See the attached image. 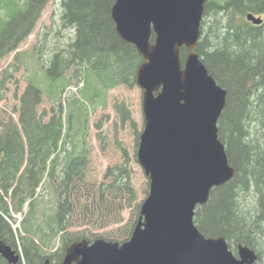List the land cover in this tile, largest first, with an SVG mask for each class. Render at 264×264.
Listing matches in <instances>:
<instances>
[{
  "label": "trees",
  "instance_id": "obj_1",
  "mask_svg": "<svg viewBox=\"0 0 264 264\" xmlns=\"http://www.w3.org/2000/svg\"><path fill=\"white\" fill-rule=\"evenodd\" d=\"M47 2L27 0L20 6L15 0H0V8L6 12V17L0 15V57L15 49L31 32ZM59 2L62 26L72 29L74 35L65 48L53 53L45 70L48 82L58 80L57 86L63 90L66 85L61 78L74 66L75 76L81 74L86 83L83 96L90 93V75L99 79L105 89L136 85L137 68L143 58L115 32L110 18L114 0ZM204 10L196 50L209 73L227 90L226 104L217 122L218 136L236 173L225 184L211 189L207 202L196 207L194 222L205 236L223 234L230 248L245 244L255 249L258 259L254 264H264V22L255 25L236 19V15L248 12L264 13V0L216 1L213 9L206 5ZM29 88L35 98L26 113L29 119L26 121L23 111L20 124L9 123L0 154V235L17 252L14 231L5 218L10 216L5 197H10L14 211H22L27 204L20 221L23 233L18 236L21 259L16 264H59L71 242L96 236L91 230L73 233L69 227L80 223L104 227L121 221V211L130 209V218L117 235L120 241L127 240L140 214L128 168L114 165L107 169L104 180H88L87 153L81 151L77 155L68 153L58 172L60 153L74 121L73 110L68 113L67 124L61 105L43 121L42 115H36L34 105L39 102L40 89L33 83ZM3 97L4 82L0 80V100ZM255 102L262 133L252 140L244 126L247 119L253 120L250 114ZM85 110L83 107L77 116ZM122 120L127 118L123 115ZM43 180L51 182L55 197L54 212L44 225L34 222L37 188ZM249 193L254 200L252 207L244 205ZM59 233L60 246L47 253L43 245L49 246ZM0 264L11 263L0 255Z\"/></svg>",
  "mask_w": 264,
  "mask_h": 264
},
{
  "label": "water",
  "instance_id": "obj_2",
  "mask_svg": "<svg viewBox=\"0 0 264 264\" xmlns=\"http://www.w3.org/2000/svg\"><path fill=\"white\" fill-rule=\"evenodd\" d=\"M206 1L114 0L110 18L115 32L143 58L136 72L144 119L137 161L149 191L127 240H75L59 264L256 261L253 248L238 244L235 255L223 234L205 236L194 222L196 207L207 202L211 189L236 173L218 136L227 90L196 50ZM245 17L255 25L263 23L252 12ZM0 255L11 264L21 259L1 235Z\"/></svg>",
  "mask_w": 264,
  "mask_h": 264
},
{
  "label": "rangeland",
  "instance_id": "obj_3",
  "mask_svg": "<svg viewBox=\"0 0 264 264\" xmlns=\"http://www.w3.org/2000/svg\"><path fill=\"white\" fill-rule=\"evenodd\" d=\"M15 1L22 6L27 0ZM216 1L223 0H207L205 6L207 5L208 9H213ZM205 13L204 10L203 19H205ZM263 14L256 13L255 15L264 18ZM0 15L3 18L6 17L3 7L0 8ZM236 19L246 20V17L245 15H236ZM73 35L72 29L62 26L59 0H48L37 16L31 32L21 39L15 49L0 57V80L4 82V97L0 100V154L4 133L9 123L13 121L20 124L23 111L26 115L29 107L33 104L35 98L29 88V84L33 83L40 89L39 102L34 105L36 104V115H42L43 121H47L52 109L60 105L66 124L70 110L72 109L74 113L72 129L68 132L67 141L60 153L57 171H61L68 153L77 155L81 151L87 153L86 176L91 181H102L105 179V173L109 167L124 165L130 172L132 185L137 194V202L141 205L149 191L148 178L137 161L139 137L144 126L142 89L137 85L132 87L119 85L105 89L98 81L99 79L90 75L88 78L93 81L91 86H87L90 93L86 95L87 97L83 96L84 93L86 94L84 89L86 83L81 74L79 77L75 76L76 68L74 66L68 68L61 78L63 84L66 85L63 90L62 86H57L58 80L49 83L50 79L45 71L49 66V61L55 51L67 46ZM182 53L184 54V52ZM83 107L86 110L78 117L77 115L81 109L83 110ZM251 110L250 117L253 120L247 119L244 129H247L249 139L256 140L262 133L261 115L256 111V102L253 103ZM123 115L127 118L125 122L122 120ZM25 117L28 121L27 115ZM72 147H74L73 150H71ZM21 168H23V164ZM19 173L20 171L17 175ZM48 180H43L42 186L37 188V210L34 222L42 225L54 212L55 197L52 193L51 182ZM16 182L15 180L13 185ZM5 199L9 203L10 211V216H5V218L14 231L15 245L21 253L18 236L23 233L20 221L23 219V213L26 212L27 204L22 207V211L18 212L14 211L10 197L7 196ZM253 201L252 193H249L245 198L244 205L252 207ZM130 215L131 210L126 209L121 211L123 219L117 223L113 222L98 228L91 223H80L69 227V230L73 233L91 230L96 235L92 236L95 237L94 239H119L117 237L119 228L129 220ZM73 220L75 221V217ZM60 234L49 246L43 245L42 248L47 253L56 251L60 246ZM35 239L39 242L37 237ZM113 241L122 242L120 239ZM231 249L237 255V248Z\"/></svg>",
  "mask_w": 264,
  "mask_h": 264
},
{
  "label": "flooded vegetation",
  "instance_id": "obj_4",
  "mask_svg": "<svg viewBox=\"0 0 264 264\" xmlns=\"http://www.w3.org/2000/svg\"><path fill=\"white\" fill-rule=\"evenodd\" d=\"M204 8H205V5H204ZM263 15H264V14H263ZM263 17H264V16H263ZM263 19H264V18H263ZM254 251L256 252L255 249H254ZM256 253H257V252H256ZM257 255H258V253H257ZM257 259H258V257H257ZM257 259H256V261H257ZM256 261H255V262H256ZM255 262H254V263H255ZM254 263H253V264H254Z\"/></svg>",
  "mask_w": 264,
  "mask_h": 264
}]
</instances>
